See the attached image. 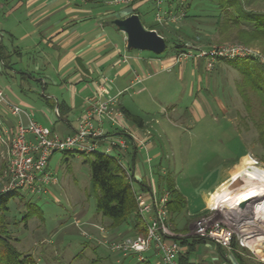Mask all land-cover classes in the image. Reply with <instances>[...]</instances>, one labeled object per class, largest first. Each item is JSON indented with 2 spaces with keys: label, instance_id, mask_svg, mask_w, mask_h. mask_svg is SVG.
<instances>
[{
  "label": "rangeland",
  "instance_id": "1",
  "mask_svg": "<svg viewBox=\"0 0 264 264\" xmlns=\"http://www.w3.org/2000/svg\"><path fill=\"white\" fill-rule=\"evenodd\" d=\"M93 1L95 5L99 4L98 11L103 13L119 12L123 9L109 4L110 0ZM241 1L246 8L264 12V0ZM168 3L176 7L179 1L163 0L161 9H167ZM185 4L190 5L187 15L196 17L192 20L183 17L174 24L175 26L172 24L156 27V31L168 42L161 56L173 53L175 63L189 62L184 76L178 67L169 73L154 76L141 73V85L133 88L135 92L142 90L141 95L138 99L126 95L124 103L152 127V135L157 141L156 151L163 167L160 174H165L164 168L171 171L176 187L186 199V211L196 213L204 208L203 197L209 193L212 185L224 178L228 165H235L231 169L234 172L242 164V160L252 164L254 159L258 162L259 171L264 175V164L255 157L251 147L256 136L252 125L247 121L241 122L240 133L236 128L237 113L241 117L245 116L242 100L234 87L239 77L237 71L225 65H217L214 70L212 66L207 70V60L205 62L201 61V58H195L197 53L239 43L231 39L220 40V35L211 27L214 19L204 17L208 14V0H184ZM142 5L137 12L141 24L145 29L151 25L155 26V7L151 3ZM174 29L180 33H175ZM187 36L192 37V40H188ZM174 38L181 45L178 52L172 49ZM239 45L252 50L257 56H260L264 49L262 42ZM131 52L151 54L136 50ZM189 53L190 58L187 57ZM29 83L33 86L32 82ZM146 86L147 88L143 89ZM38 90L40 94V88ZM25 94L31 96L28 91H25ZM151 132L143 128L135 133L147 135L152 139ZM153 153L151 148H148L147 155L152 159ZM139 155L146 156L144 151ZM246 156L249 158H243ZM92 158V154L54 153L49 159L48 169L55 175L57 182L47 186V191L40 194L16 190L10 199L8 229L15 240L14 246L23 255L31 256L37 264H121L123 258L132 255L110 249L112 243H121L130 236L123 226L110 230L109 219L95 211L96 196L90 183L89 167ZM138 164L143 167L141 161ZM6 168V154L0 148V192H4L2 190L6 186ZM145 175L148 174L145 172ZM229 179L226 178V181ZM256 192L259 195L257 200H252L254 202L243 201L239 204L224 201L215 204L218 208L215 218L229 221L238 232L242 230L239 235H250L244 229L250 227L246 225L253 224L251 230L257 236H264V220L256 221V214L251 213L249 208L264 198L263 193L262 195L261 192ZM205 199L207 208L197 218L187 214L186 220L177 223V231L171 227L176 238L194 236L193 223L199 218L213 215L209 208L215 205L208 198ZM207 244L217 251L213 242ZM204 248V245L199 246L192 255L195 261L200 260L207 252ZM244 248L257 259L264 260L263 254H255L249 249L260 251V248H264V241L259 247L255 245ZM225 251L229 249L225 248ZM150 260L155 263V254ZM123 264L141 263L134 257Z\"/></svg>",
  "mask_w": 264,
  "mask_h": 264
},
{
  "label": "crops",
  "instance_id": "2",
  "mask_svg": "<svg viewBox=\"0 0 264 264\" xmlns=\"http://www.w3.org/2000/svg\"><path fill=\"white\" fill-rule=\"evenodd\" d=\"M92 1L0 0V34L5 63L3 65L0 61V89L9 100L29 112L37 123L61 136L74 132L81 114L89 107L90 100L96 97L100 87L106 88L108 95L117 97L120 110L123 108L133 113L125 105L124 97L128 95L138 99L141 95L142 90H133L142 83H135V76L141 77V73L149 76L169 73L176 67L181 68L184 76L189 64L175 63L173 53L154 57L152 54L128 51L125 35L117 32L109 22L135 14L133 8L103 13L98 11L99 4L95 5ZM142 6H137V10ZM150 27L147 29L150 30ZM0 118L4 126L12 131L14 120L3 112H0ZM125 126L132 133L143 128L151 132L152 128L146 121L142 127H137L126 118ZM107 131L108 134H117L109 128ZM152 134L149 148L154 152L156 172L161 158ZM0 148L5 153V147L0 144ZM228 166L226 176L232 173L235 165L231 163ZM145 172L144 165L139 167L136 177L145 181ZM220 182L212 185L210 191ZM203 200V209L196 213L186 211L178 217L176 224L186 220L187 214L197 218L207 208L205 196ZM204 247L207 252L198 261L191 258L193 264H236L229 251L219 252L216 249V253L207 243ZM260 253L264 255V248H260Z\"/></svg>",
  "mask_w": 264,
  "mask_h": 264
},
{
  "label": "built area",
  "instance_id": "3",
  "mask_svg": "<svg viewBox=\"0 0 264 264\" xmlns=\"http://www.w3.org/2000/svg\"><path fill=\"white\" fill-rule=\"evenodd\" d=\"M178 1L181 6L184 4V0ZM162 2L163 0H110L109 4L132 8L151 3L155 7V24L160 27L172 24L175 26L174 24L185 16L184 7L176 8L168 3L167 9L163 10ZM249 56L257 54L239 44L195 54V58H206L207 70L212 68L217 58L242 59ZM187 57H191L190 53ZM142 80L139 76L134 77L135 83ZM116 98L108 95L106 88L100 87L96 97L90 100L89 107L81 114L74 132L61 136L37 123L29 112L9 100L0 89V112L14 120L11 131L4 126L0 118V144L5 146L7 163V181L2 191L45 193L47 186L57 182L55 175L48 169L49 159L54 153L100 154L110 157L126 175L133 192L137 215L145 228L144 234L127 237L121 243H112L110 249L125 255H135L140 262L144 260L143 254L154 251L155 264H179L181 248L175 241L177 236L168 221L166 206L170 194L166 188H158L153 159L147 155L151 138L132 133L126 128L125 117ZM108 128L117 134H108ZM5 136H9V139H5ZM141 151H144L146 156H140ZM139 161L145 166L148 174L145 181L136 177ZM254 162L258 163L256 160ZM263 200L264 198L259 203ZM217 209L216 205L210 207L213 215L199 218L193 223L194 236L226 249L230 248L232 241L244 248L247 237L257 236L252 230L247 232L246 229L244 231L250 235H239L242 230L238 232L229 221L215 218Z\"/></svg>",
  "mask_w": 264,
  "mask_h": 264
},
{
  "label": "trees",
  "instance_id": "4",
  "mask_svg": "<svg viewBox=\"0 0 264 264\" xmlns=\"http://www.w3.org/2000/svg\"><path fill=\"white\" fill-rule=\"evenodd\" d=\"M189 6V4H183L182 6L178 4L176 8L184 7V17L192 20L196 16L187 15ZM132 8L133 12L138 14V7L133 6ZM207 8L208 14L204 17L214 19L211 27L220 35V40L229 41L231 39L243 45L262 42L264 48V12L246 8L241 0H208ZM109 23L111 24V21ZM156 27H158L157 24L152 25L149 29L155 30ZM173 31L180 33L176 29ZM158 34L161 35L160 32ZM186 38L192 40L190 36ZM1 39L2 35L0 34V61L5 65ZM164 40L167 46L168 42L166 39ZM172 45L175 52H178L181 48L179 41L175 38L172 40ZM153 56L160 57L161 55ZM202 60L206 62V58H201ZM215 61L216 64H213V70L217 65H225L233 68L238 73L239 77L234 87L237 95L242 100L245 116L243 118L237 113L236 128L240 133L241 122L247 121L252 125L256 136L251 147L255 157L264 164V49H262L260 56H249L242 59L217 58ZM121 110L130 123L137 127L143 126L141 117L123 108ZM64 154L72 155L73 153L65 152ZM89 167L90 183L96 196L95 211L98 215L109 219V229L114 230L123 226L130 237L144 234L145 228L137 215V207L131 186L120 166L110 157L94 154ZM160 167L161 163H158L156 167L158 188L164 187L170 194L166 205L168 221L173 230L177 231V218L182 214H186L187 202L184 195L176 187L171 171L166 169L165 174L161 175ZM16 192V190L0 192V264H37L31 256L23 255L15 248V240L8 229V213L10 210L8 204ZM175 241L181 248L178 257L179 264H193L191 258L197 248L210 242L196 236L177 238ZM215 246L219 252L225 251V248L216 244ZM249 249L255 254L261 255L259 250ZM229 252L236 264H264V260L257 259L246 248L239 247L233 241ZM154 254V251L147 252V254H143L144 260L142 262L137 261L141 264H155L150 260ZM134 257L136 256L130 255L125 259L123 258L121 264Z\"/></svg>",
  "mask_w": 264,
  "mask_h": 264
},
{
  "label": "bare ground",
  "instance_id": "5",
  "mask_svg": "<svg viewBox=\"0 0 264 264\" xmlns=\"http://www.w3.org/2000/svg\"><path fill=\"white\" fill-rule=\"evenodd\" d=\"M243 158L246 159L249 158V156ZM225 177H229V181H226ZM223 185L227 186L223 189L221 188ZM256 191L264 194V175L261 171H259V168L254 160H252V164L242 160V164H240L238 168L229 176L225 175L220 184L214 190L210 191L205 197L208 198V200H211L213 205L221 204V202L224 201L235 203L239 202L240 204V202L243 201L249 202L255 199L257 200L259 194L257 195ZM252 205H250L249 208L251 213L254 212L256 214V221L264 220V200L261 204L257 203L254 205V207H251ZM246 226L253 228V224ZM250 227L246 229L247 232L251 230ZM247 238L246 247H253L255 245L256 247H259V244L264 241V236L261 235L254 237L249 236Z\"/></svg>",
  "mask_w": 264,
  "mask_h": 264
},
{
  "label": "water",
  "instance_id": "6",
  "mask_svg": "<svg viewBox=\"0 0 264 264\" xmlns=\"http://www.w3.org/2000/svg\"><path fill=\"white\" fill-rule=\"evenodd\" d=\"M111 25L114 26L117 32L125 35L128 51L149 52L159 56L166 50L164 38L154 30L145 29L136 14L123 19H114L111 21Z\"/></svg>",
  "mask_w": 264,
  "mask_h": 264
}]
</instances>
